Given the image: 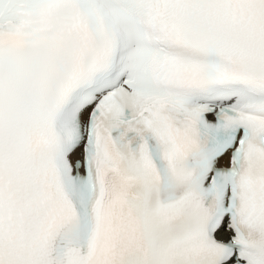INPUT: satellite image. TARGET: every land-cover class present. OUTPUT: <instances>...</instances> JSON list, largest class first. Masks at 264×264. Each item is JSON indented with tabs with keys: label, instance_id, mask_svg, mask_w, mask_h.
Returning <instances> with one entry per match:
<instances>
[{
	"label": "snow or ice",
	"instance_id": "6c2138e0",
	"mask_svg": "<svg viewBox=\"0 0 264 264\" xmlns=\"http://www.w3.org/2000/svg\"><path fill=\"white\" fill-rule=\"evenodd\" d=\"M0 264H264V0H0Z\"/></svg>",
	"mask_w": 264,
	"mask_h": 264
}]
</instances>
